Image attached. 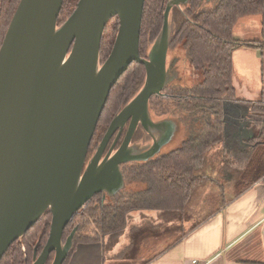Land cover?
Listing matches in <instances>:
<instances>
[{
    "label": "water",
    "instance_id": "95a60500",
    "mask_svg": "<svg viewBox=\"0 0 264 264\" xmlns=\"http://www.w3.org/2000/svg\"><path fill=\"white\" fill-rule=\"evenodd\" d=\"M144 1L77 0L59 23L63 0H19L0 45V259L49 211L47 239L39 253L36 241L30 264H46L51 253L50 264H63L75 229L64 241L63 232L73 215L96 192L121 188L118 165L141 158L129 156L127 144L138 120L149 121V98L178 78L167 65L171 9L186 3L167 0L160 32L142 57ZM113 17L118 27L102 61V35ZM132 62L145 69L143 85L86 161L109 92ZM129 118L123 145L101 160L111 134Z\"/></svg>",
    "mask_w": 264,
    "mask_h": 264
},
{
    "label": "trees",
    "instance_id": "16d2710c",
    "mask_svg": "<svg viewBox=\"0 0 264 264\" xmlns=\"http://www.w3.org/2000/svg\"><path fill=\"white\" fill-rule=\"evenodd\" d=\"M18 2L19 0L0 1V45ZM76 2L77 0H63L59 17L63 16V10L65 13L72 10ZM166 2L167 0L144 1L139 38V52L142 57L146 56L148 43H152L160 32ZM195 3L196 0H193L186 10L172 7L173 28L170 40L181 46L192 70H202L201 78L189 87L195 106L203 111L213 108L219 120L215 126L209 118V125L203 136L190 130L185 131L184 138L175 151L147 168L151 187L150 203L147 207L160 210L159 217L164 221H169L168 216L175 211L190 208L192 200L201 190L212 192L211 197L205 195L203 198L205 201L210 200L209 205L207 202L206 206H202L209 207L208 214L192 227L222 208L231 199L226 194L232 189H241L236 194L238 195L254 182L260 179L264 181V100L238 99L231 77L234 50L239 47H264V41L235 38L232 33L233 25L241 16L263 13L264 0H226L213 9L202 11H194ZM112 20L115 23H107L102 35V57H106V53L110 51L116 32L118 18L113 17L108 22ZM144 78L145 69L142 64H129L109 92L93 140L96 139L97 132L107 125L119 103L139 91ZM212 101L215 102L214 106L209 105ZM227 102H238L245 109L248 128L252 132L248 139H241L234 124L226 118ZM227 123L235 128L236 143L230 141V132L224 131ZM201 127L200 125L199 128ZM50 219L51 214L46 211L9 247L0 259V264H30L37 239V253L47 239ZM122 225L120 223L112 228L117 230ZM119 233H115L116 237ZM83 240L84 238H78V241ZM51 259L52 255L49 256L47 264Z\"/></svg>",
    "mask_w": 264,
    "mask_h": 264
},
{
    "label": "flooded vegetation",
    "instance_id": "af4514ba",
    "mask_svg": "<svg viewBox=\"0 0 264 264\" xmlns=\"http://www.w3.org/2000/svg\"><path fill=\"white\" fill-rule=\"evenodd\" d=\"M225 1L226 0H196L194 11L213 9ZM192 3L193 0H186V3H180V5L174 7L186 10ZM170 25L171 37L173 26L172 24ZM170 37L167 53H169L170 50H174V48H179L184 54L181 46L177 43H172ZM168 64H173L174 66V55L170 57V60H167V65ZM179 79L178 76L176 80ZM176 80L171 82L172 84L165 86L159 94L149 98V121L143 123L141 120H138L135 125L127 144V150L129 151V156L139 155L141 158L126 160L118 165V171L120 172L123 183L121 188L115 189L114 191H112V188H109V191L105 189L96 192L78 209L65 227L63 241L71 230L75 229V233L72 240V247L63 264L69 263L77 245L101 244L104 259H106V246H108L109 249L111 246H116L119 238L123 234L122 231H119L120 233L116 237L115 233L117 230H114L112 227L120 223L124 224L133 213L142 216L145 211L149 213L153 212L159 217L160 210L156 207H147L151 197V187L147 168L156 161H162L164 157L175 151L184 138L185 131L190 130L192 133H198L197 135L201 134V136H203L209 125V117L203 113L200 107L195 106V101L189 94L191 93L190 86L182 83L181 79L175 84ZM171 91L175 93H168ZM133 96L128 99L124 98L119 103L107 125L101 129L100 132H97L95 140L92 138L86 161L93 156L112 117L128 103ZM130 121L131 118H129L122 127H120V125L117 126L111 134L105 145L101 160L110 149L111 151L108 157H111L123 145ZM200 125L202 126L201 128H199ZM235 127L239 128L238 125ZM238 128H236L237 131ZM169 135L171 136L170 140L163 143L155 154L150 155L148 153L155 143L165 141ZM78 238H84V240L78 241ZM106 241L108 242L107 245H105ZM50 255H52L53 258L54 254L51 253Z\"/></svg>",
    "mask_w": 264,
    "mask_h": 264
},
{
    "label": "crops",
    "instance_id": "0c3cea01",
    "mask_svg": "<svg viewBox=\"0 0 264 264\" xmlns=\"http://www.w3.org/2000/svg\"><path fill=\"white\" fill-rule=\"evenodd\" d=\"M232 33L239 40L264 41V12L239 17ZM231 77L238 99L264 100V47L234 50ZM227 107L226 118L239 126L240 138L250 137L245 109L238 102H227ZM105 261L101 244L77 245L68 264ZM140 264H264V181L249 185L197 226L181 232L167 248L149 259L143 257Z\"/></svg>",
    "mask_w": 264,
    "mask_h": 264
},
{
    "label": "rangeland",
    "instance_id": "374dc122",
    "mask_svg": "<svg viewBox=\"0 0 264 264\" xmlns=\"http://www.w3.org/2000/svg\"><path fill=\"white\" fill-rule=\"evenodd\" d=\"M70 11L67 13H65L66 11L64 10L62 11L64 14L62 17H59V23H61L68 16ZM109 23L114 24L115 22L112 20L108 22V24ZM117 27L115 29L116 31ZM150 45L151 43H148V48ZM109 52L110 51H108L106 55H108ZM172 55L175 57L173 69L176 70L179 78L182 80V83L190 86L201 78L202 70H192L185 55L179 48L170 50L167 55V59L170 60ZM106 57L101 56V60L103 61ZM179 80H176L175 84L178 83ZM168 93L173 94L175 92L171 91ZM209 105L214 106L215 102H209ZM203 113H205L216 126L219 118L215 114L214 109L209 107L207 108V111L204 110ZM224 131H226V133L229 131L230 141L236 143L237 134L235 133V128L230 123L225 124ZM246 180L243 181V183H245ZM232 186H234V182ZM240 190L241 189L236 190V188L232 189L226 194L227 198H232L238 192H240ZM205 195L211 197L212 192L210 190L206 192L205 189L201 190L192 200L190 208L184 211H175L170 216H168L167 219H170L169 221L162 220L160 217H157L156 213L154 214L153 212L149 213L145 211L142 216L133 213L125 221V223L117 229V231L123 232L116 244L118 249L124 247L125 245H129L119 250H113L115 246H111L110 249L108 246H106L105 264H140L143 257L149 259L157 252L167 248L179 237L181 232L185 233L189 227H192L198 223L204 216L208 214L207 212L209 207L202 208V206H206L207 202L208 205L210 204V200H203ZM107 244L108 242L106 241L105 245Z\"/></svg>",
    "mask_w": 264,
    "mask_h": 264
},
{
    "label": "built area",
    "instance_id": "2783aa9c",
    "mask_svg": "<svg viewBox=\"0 0 264 264\" xmlns=\"http://www.w3.org/2000/svg\"><path fill=\"white\" fill-rule=\"evenodd\" d=\"M194 263H197L195 260L193 261Z\"/></svg>",
    "mask_w": 264,
    "mask_h": 264
}]
</instances>
